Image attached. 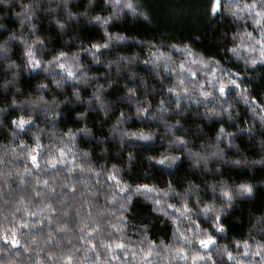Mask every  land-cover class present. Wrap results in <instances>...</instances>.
<instances>
[{
	"label": "clouds",
	"instance_id": "1",
	"mask_svg": "<svg viewBox=\"0 0 264 264\" xmlns=\"http://www.w3.org/2000/svg\"><path fill=\"white\" fill-rule=\"evenodd\" d=\"M0 264H264V0H0Z\"/></svg>",
	"mask_w": 264,
	"mask_h": 264
}]
</instances>
